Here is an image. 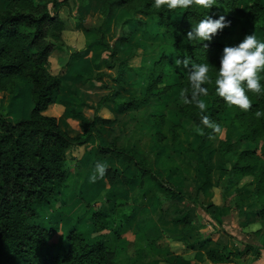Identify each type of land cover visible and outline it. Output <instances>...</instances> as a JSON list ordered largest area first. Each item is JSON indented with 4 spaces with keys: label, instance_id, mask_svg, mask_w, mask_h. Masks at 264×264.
Instances as JSON below:
<instances>
[{
    "label": "rangeland",
    "instance_id": "rangeland-1",
    "mask_svg": "<svg viewBox=\"0 0 264 264\" xmlns=\"http://www.w3.org/2000/svg\"><path fill=\"white\" fill-rule=\"evenodd\" d=\"M4 7L0 0V8ZM49 7L62 22L61 35L71 48L69 52L56 50L51 54L50 72L64 73L72 51L79 54V68L77 75L61 81L45 113L55 116L71 136H78L83 120L94 119L103 97L115 91L122 96H148V101L136 110L107 101L98 111L104 121L96 127L104 141L148 158L152 169L175 187L197 196L201 206L175 198L164 201L161 207L159 195L164 190L149 175L138 173L133 164L102 154L93 137L87 144L67 151V179L47 202L37 206V217L28 221L50 231L42 256L62 258L69 248V236L80 233L89 242L101 241L113 253V264H264V217L253 197L255 177L245 175L235 183L231 172L238 156L247 150L254 154L242 156V163L256 160L257 165L264 166V137L249 141L230 121L231 109L239 108L224 102L230 109L214 114L221 132H213L201 151L196 125L180 111L186 103L177 85L181 75L186 78L188 74L180 72L174 62L181 49L159 25L158 16L137 14L146 21L145 28L134 29L118 49L117 42L127 28L116 26V17L106 18L98 1L86 0L81 6L78 0H58ZM184 12L173 10L170 17L181 22ZM81 24L92 30H83ZM245 28H251L246 20L232 26L231 45L250 34ZM255 33L261 38L260 32ZM116 57L127 59L132 68L124 75V82L114 79ZM201 99L212 112L213 94ZM32 109L24 81L14 93L0 89L3 116L15 121L29 117ZM252 114L246 112L245 119L248 121ZM205 161L211 164L208 173ZM97 162L104 163L106 171H116L119 180L114 186L106 172L94 183L89 181ZM209 205L216 207L214 215L205 210ZM97 213L129 216L121 223L118 220V231L114 232L95 229ZM184 216L197 227L186 229L179 219ZM212 248L220 249L228 258H208L207 251Z\"/></svg>",
    "mask_w": 264,
    "mask_h": 264
},
{
    "label": "trees",
    "instance_id": "trees-1",
    "mask_svg": "<svg viewBox=\"0 0 264 264\" xmlns=\"http://www.w3.org/2000/svg\"><path fill=\"white\" fill-rule=\"evenodd\" d=\"M1 1L5 7L0 8V89L14 93L16 86L24 81L29 88L33 109L29 117L15 121L0 113V264H113V253L101 241L89 242L80 233H72L69 236V248L62 258L42 256L50 231L28 222L37 217V206L47 202L55 193L56 187L67 179V151L73 146L87 144L93 137L96 138L97 147L102 154H109L116 161L122 160L126 164H133L138 173L143 176L149 175L164 190V193L159 195L161 207L164 201L175 198H183L201 206L197 196H191L175 187L152 169L148 158L133 149L118 147L114 143L104 141L96 127L99 121H104L98 115V111L107 101L114 102L122 109L136 110L148 101V96H122L119 91H115L103 97L94 119L83 120L82 133L78 136H71L61 128L55 116L45 113L54 101V94L60 88L61 81L77 75L79 68L77 63L79 54L75 55L72 51L64 73L50 72L51 54L56 50L60 52L71 50L61 35L62 22L50 11V4H55L58 0ZM78 1L81 6L86 3V0ZM96 1L101 4L102 14L106 18L116 17V26L127 28L126 34L117 42L118 49L127 39L129 40L134 29L145 28L146 21L137 17V14L156 15L159 17V25L165 27L172 35L174 45L181 49L177 58L182 60L187 55L191 63H209L213 81L222 50L225 45H231L233 25L246 20L251 24V28H245V31L248 33L258 31L261 38H264V0H217V4L209 10L185 9L184 20L181 22L170 17L171 11L152 8L151 0ZM206 14L214 19L224 15L230 24L223 30H218L211 41L201 43L187 41L186 33L191 29L192 22H199ZM81 27L86 31L92 30L83 24ZM101 42L105 43L104 40ZM204 43L208 44L207 49L203 47ZM107 46L113 50L110 44L107 43ZM115 61L118 70L114 79L124 82V75L132 68L128 66L127 59L116 57ZM177 68L180 72H188L182 64ZM101 76L98 75L99 78ZM208 87V94H213L214 97L212 112L206 108L201 113L195 103H187L180 108V111L196 125L201 151V147L208 144L213 135L212 129L201 124V115H207L214 121V114L230 109V106L224 105L223 98L213 93L214 83ZM177 88L188 89L186 95L190 97L187 77L182 78L181 75ZM249 97L253 101L252 106L247 111L231 109L230 121L239 127L249 141H254L256 138L264 137V116L257 118L254 115L258 109L264 111V94L252 93ZM248 111L253 114L247 121L245 115ZM253 154V150L242 152L231 172L235 183L239 177L245 175L252 174L255 177L253 197L260 204L261 215L264 217V166L257 165L256 160L241 162L242 156L251 157ZM205 163L208 173L211 164L207 161ZM106 173L110 184L114 186L119 180L118 174L112 169H108ZM203 184L198 187L199 190ZM205 210L214 215L216 207L209 205ZM128 216L129 214L121 216L97 213L95 229L116 232L117 223L126 220ZM179 219L185 222L186 229L197 227L186 216ZM207 255L214 261L228 258L218 248L208 250Z\"/></svg>",
    "mask_w": 264,
    "mask_h": 264
},
{
    "label": "clouds",
    "instance_id": "clouds-1",
    "mask_svg": "<svg viewBox=\"0 0 264 264\" xmlns=\"http://www.w3.org/2000/svg\"><path fill=\"white\" fill-rule=\"evenodd\" d=\"M217 0H151V7L156 10L166 9L185 10L203 9L209 10ZM230 24L224 15L212 18L206 14L199 22L192 24L191 29L186 33V40L189 42L211 41L218 30H223ZM203 47L207 49L208 44ZM175 64H181L188 70L187 81L190 87V97L186 95L188 89H182L180 96L184 103H195L201 113L206 110V103L199 97H207L209 85L214 83L215 94L223 98L230 106H236L247 111L252 105L248 93L264 94V38H258L255 32L246 34L243 39L233 45H225L220 56L219 67L213 76L209 63H190L188 58L175 59ZM254 115L257 118L264 116V111L256 110ZM200 122L215 133H220L219 124L210 120L207 115H201ZM106 166L97 162L89 181L94 183L98 178L104 177ZM253 230L255 225L252 226Z\"/></svg>",
    "mask_w": 264,
    "mask_h": 264
}]
</instances>
